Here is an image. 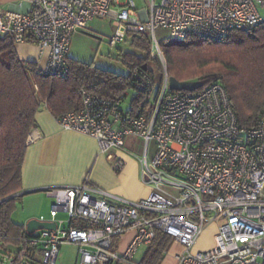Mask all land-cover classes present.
Wrapping results in <instances>:
<instances>
[{
  "label": "built area",
  "instance_id": "obj_1",
  "mask_svg": "<svg viewBox=\"0 0 264 264\" xmlns=\"http://www.w3.org/2000/svg\"><path fill=\"white\" fill-rule=\"evenodd\" d=\"M146 1L142 8L135 0H20L21 10L0 7V36L49 50L46 73L69 76L71 40L97 17L112 18L111 45L129 34L147 37L163 67L158 82L134 71L132 89L141 98L127 111L128 90L108 97L82 88L81 107L57 117L62 128L94 136L116 170L125 165L117 153L127 138L143 140L139 159L149 195L130 201L89 179L45 188L55 199L51 218L38 219L55 221L57 228L28 232L1 264H57L64 242L78 246L77 264H135L139 247L158 231L181 245L176 264H264V111L256 126L245 127L220 82L193 92L172 90L160 46L165 39L219 41L231 30H249L264 20V0ZM60 212L68 218H57ZM215 224L214 245L199 248L207 226ZM129 231L135 234L121 253L117 238Z\"/></svg>",
  "mask_w": 264,
  "mask_h": 264
},
{
  "label": "trees",
  "instance_id": "obj_2",
  "mask_svg": "<svg viewBox=\"0 0 264 264\" xmlns=\"http://www.w3.org/2000/svg\"><path fill=\"white\" fill-rule=\"evenodd\" d=\"M132 40L147 55L133 54L134 62L127 75L68 58L70 72L64 78L21 59L13 37L0 36V247L11 245L17 249L28 235L25 225L13 219L22 195L8 197L21 190L22 166L28 137L36 127V112L43 103L56 117L79 109L82 88L117 96L133 88L137 68L155 75L148 66L152 49L149 39L132 36ZM160 46L170 76L180 81L200 80L202 88L220 82L228 91L239 124H258L264 111V20L249 30H231L219 41L188 35L178 41L162 40ZM140 98L136 93L132 102L136 104ZM172 243L171 236L158 231L135 264H161Z\"/></svg>",
  "mask_w": 264,
  "mask_h": 264
},
{
  "label": "crops",
  "instance_id": "obj_3",
  "mask_svg": "<svg viewBox=\"0 0 264 264\" xmlns=\"http://www.w3.org/2000/svg\"><path fill=\"white\" fill-rule=\"evenodd\" d=\"M19 1L0 0V7L21 10L23 8ZM15 48L21 59L35 62L40 69L46 66L49 50L41 51L34 41L16 42ZM35 118L36 127L28 138L19 191L25 216L21 221L15 220L16 222L26 225L30 219L35 218L33 213L37 209L32 207L34 200L44 194L51 196L45 188L78 185L85 179H89L97 188L130 201H139L149 195L151 186L141 180L140 159L130 155L127 150L128 140L125 148L118 149L117 153L123 157L125 165L122 170H116L114 161L101 152L94 136L62 128L45 103L36 112ZM46 210L38 208L40 217L47 218ZM175 245L182 250L179 243L175 242ZM174 257V262L168 264L177 263L176 255Z\"/></svg>",
  "mask_w": 264,
  "mask_h": 264
},
{
  "label": "rangeland",
  "instance_id": "obj_4",
  "mask_svg": "<svg viewBox=\"0 0 264 264\" xmlns=\"http://www.w3.org/2000/svg\"><path fill=\"white\" fill-rule=\"evenodd\" d=\"M121 2H126L128 0H120ZM137 7H146L148 1L146 0H135ZM264 15V9H262ZM116 32V26L112 22L111 17H97L90 21L87 29H83L79 32H76L71 40L68 52V58L78 59L86 63H92L93 65L102 68L111 70L118 74L127 75L130 71V67L134 62L132 55L136 56H146V52L136 48L132 43V36L127 35L126 38L117 45H111L110 39ZM163 31L161 30V34ZM14 39V38H13ZM36 43V42H35ZM37 44V43H36ZM39 47V46H38ZM40 48V47H39ZM152 48V46H151ZM41 50V49H40ZM152 50V49H151ZM42 51V50H41ZM148 66L151 70L154 71L156 81L158 82L163 74L161 60L157 55L152 56L148 60ZM39 68V67H38ZM40 69V68H39ZM40 69L41 71H44ZM220 70V68L218 67ZM137 92L134 89H128V95L125 97L122 108L128 110L130 104L132 103L133 96ZM29 138V137H28ZM127 150L130 152V155L139 159L143 155L144 151V141L137 137H128ZM155 152V146L151 144L150 156ZM143 181V179L141 178ZM17 194V193H16ZM14 194V195H16ZM17 196V195H16ZM29 197V196H28ZM54 197L47 196L46 194L41 195L37 200H34L32 207L38 210L42 207L47 209L45 214L47 218H50L51 204L54 202ZM22 201L18 203L17 209L13 213V219L16 221H21L24 218L25 214L22 212L23 206ZM35 211L34 217L39 218L41 213ZM59 219H67L68 215L65 212H60L58 214ZM216 224L208 225L203 235L200 237L197 246L199 248H209L214 245L215 233H216ZM135 232H129L123 234L121 237H118L120 245L118 246L119 252L123 253L131 239L133 238ZM172 243L171 247L167 251V255L162 260L161 264H168L174 262L175 255L180 251V249L175 245V241ZM149 244H144L139 247L135 259L137 261L141 260L144 253L146 252ZM16 247L11 245H5V247H0V264L4 261L6 254L15 250ZM78 256V246L72 243H62L57 259V264H77ZM175 264V263H173Z\"/></svg>",
  "mask_w": 264,
  "mask_h": 264
},
{
  "label": "water",
  "instance_id": "obj_5",
  "mask_svg": "<svg viewBox=\"0 0 264 264\" xmlns=\"http://www.w3.org/2000/svg\"><path fill=\"white\" fill-rule=\"evenodd\" d=\"M202 87H203V82L200 80L180 81L174 76L170 77V88L172 90L193 92V91L198 90ZM19 194L20 193H17L16 195H19ZM16 195H12L8 198H11V197L16 196ZM25 227H26L27 232L32 233V232H34L36 230H40V229H52V230H54L57 228V224L55 221L40 220L38 218H32L26 223Z\"/></svg>",
  "mask_w": 264,
  "mask_h": 264
}]
</instances>
